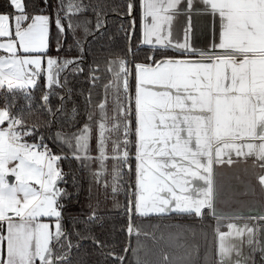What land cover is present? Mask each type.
Listing matches in <instances>:
<instances>
[{
	"label": "snow or ice",
	"instance_id": "6c2138e0",
	"mask_svg": "<svg viewBox=\"0 0 264 264\" xmlns=\"http://www.w3.org/2000/svg\"><path fill=\"white\" fill-rule=\"evenodd\" d=\"M202 3L219 17L221 26L219 43L211 52L192 46L191 23L184 30L183 41L173 42L171 21L181 0H141L142 43L153 50L175 49L185 58L156 59L150 55V63L131 67L124 58L109 62L116 108L109 118L105 104L98 106L95 159L100 162V170L94 175L99 181L106 171L105 161H116L112 185L115 193L126 172H134L135 198L129 201V212L142 217L173 212L202 216L206 208L214 211L209 177L213 163L221 162L223 149L234 150L238 156L254 151L264 161V0ZM9 4L13 14L0 13V38H8L0 42V51L9 54L0 55V89L21 93L30 113L31 89L41 75L51 89L53 85L63 87L60 73L69 65H75L73 72L84 69L79 58L60 62L48 54L49 16L30 14L25 0H9ZM187 7H192V0H187ZM81 10L80 5L70 6L64 22L57 14V31L64 33L66 27L74 31L78 25L68 13ZM128 10L130 15L134 11L132 0ZM100 27L96 25L97 30ZM217 47L219 52L215 51ZM192 55L199 59L189 58ZM130 77L134 80L131 87ZM59 100L60 107L54 112L49 94H44L41 107L55 117L64 111L65 97ZM12 107L6 103L0 108V264H53V244L62 247L68 240L63 220L71 194L61 186L66 181L60 167L67 156L54 152L46 138L36 133L37 125L29 124L25 108L14 112ZM92 119L90 113L88 120ZM112 131L120 135L112 141L109 157L108 133ZM91 139L88 123L70 135L57 132L53 137L82 162L93 159ZM226 162H232L231 155ZM197 179L204 180L208 187L201 190L193 183ZM259 179L264 184V174ZM88 220L95 221V214ZM227 228L229 232L218 234L219 264H241L231 259L238 246L226 242V238L241 236L243 231L235 224ZM128 232L134 233L131 224ZM135 234L140 233L135 230ZM248 243L252 244L251 238ZM72 246L68 243L69 248Z\"/></svg>",
	"mask_w": 264,
	"mask_h": 264
},
{
	"label": "trees",
	"instance_id": "16d2710c",
	"mask_svg": "<svg viewBox=\"0 0 264 264\" xmlns=\"http://www.w3.org/2000/svg\"><path fill=\"white\" fill-rule=\"evenodd\" d=\"M135 12L129 14L128 0H25L30 14H42L52 20L49 33L48 54L60 62L66 59L79 58L82 72H73L75 65H69L60 73L63 87L47 86L43 75L37 80L35 88L31 89L32 111H27L25 100L21 93L0 92V108L6 103L11 104L12 111L25 108V118L29 124H36V133L43 135L57 154L67 156L60 161L66 183L62 187L71 194V202L63 220V227L68 233V240L62 247L53 244L56 264H217L215 227L212 220H200L195 215L166 217H142L133 212L134 229L139 231L131 236L129 246L128 227L131 223L129 212V173L123 176L121 187L112 191L113 166L116 161H105L106 171L99 181L94 175L100 170L96 140L98 121L100 119L99 104L104 103L110 118L116 108L114 85L111 84L112 74L108 71L109 62L117 58L129 61V45L133 29L134 36L131 45L133 64L150 63L148 56L156 59L171 57L183 59L175 49L162 51L153 50L151 46L142 43L141 0H133ZM82 6L79 12H69L68 18L78 25L74 31L67 27L64 33H59L55 24L57 14L65 21V13L70 6ZM14 10L9 0H0V13L13 14ZM135 20L133 25L132 21ZM100 24L99 30L96 25ZM191 59H199L192 55ZM114 67V66H113ZM95 69V71H93ZM93 77H96L93 79ZM134 80L132 79V85ZM49 94L52 110L60 107V96L65 97L63 113L57 112L55 117L41 107V97ZM123 102V92L120 93ZM73 109L75 117L73 118ZM92 114L93 119L88 120ZM85 123L92 127L90 141L91 161H80L72 157V150L59 141H53L57 132L70 135L83 128ZM112 123L111 119L108 124ZM110 139L107 152L112 155V141L119 138V133H108ZM31 137L29 140L31 141ZM135 164L133 163V169ZM238 183V181H237ZM131 188L134 198L135 177L132 172ZM241 198L230 197L228 201L239 205ZM96 220L89 221L91 214ZM87 222V223H86ZM203 225V226H201ZM202 227V228H201ZM79 233V235H77ZM91 237V238H89ZM62 240L64 238H61ZM191 239H201L204 259L195 260L199 255L196 245ZM99 241V245L96 243ZM68 243L73 246L68 247ZM78 245V247L76 246ZM58 257H63L58 259ZM119 257H123L121 261ZM207 257V258H206Z\"/></svg>",
	"mask_w": 264,
	"mask_h": 264
},
{
	"label": "crops",
	"instance_id": "0c3cea01",
	"mask_svg": "<svg viewBox=\"0 0 264 264\" xmlns=\"http://www.w3.org/2000/svg\"><path fill=\"white\" fill-rule=\"evenodd\" d=\"M191 23L192 25V36L191 43L192 46L198 51H208L211 52L213 50L214 45H218L221 33V26L219 23V17L213 16L210 11L206 10L205 5H203L202 0H192V7H187V0H181V4L178 6L176 14L173 16L171 21V33L173 42L183 41L184 30L187 25ZM8 38H0V42H7ZM215 51L219 52L220 49L217 47ZM0 55L8 56L9 54L6 52L0 51ZM198 60V59H193ZM44 76V75H43ZM46 79V78H45ZM259 143V141H256ZM50 145V144H49ZM51 146V145H50ZM244 152H248L247 149L243 150ZM229 155H231L232 162L227 163L226 161L229 159ZM214 171L217 173L216 178V193L219 195L216 203V210L225 212V211H242V210H255L258 205L261 207L262 211H264V184L260 183L259 177L264 174V161L259 160L253 151L252 154L248 155H236L234 150L231 149H223L221 155L220 163H213L212 172L209 177L212 194L211 200L213 205V178L215 177ZM11 179V182H14V178ZM238 181V183H237ZM195 185H197L201 190L208 187L205 184L204 180L197 179L193 181ZM131 185V184H130ZM130 185H129V196H130ZM132 189V188H131ZM230 197L241 198V202L239 205H235L234 202L228 201ZM135 198V197H134ZM133 198V199H134ZM170 215L177 216H188L195 214H180V213H166L161 215H150L143 216L146 218L150 217H166ZM200 220H212L213 225L215 227V241H216V261H220L218 246V234L223 232L227 233L230 230L227 228L228 224H235L239 229L243 231L241 236H235L226 238V242L238 246L234 248L232 254V261L240 260L241 264H246L247 257V246L251 245L248 243L249 238V225L241 224L239 220L244 221L252 218H218L212 216V210L204 209V214L202 216H196ZM43 219V218H42ZM45 220H48L44 218ZM221 219V220H220ZM260 220L263 218H259ZM259 219H257L259 221ZM225 221L219 223L217 225V221ZM50 221V220H48ZM51 222V221H50ZM203 226V225H201ZM202 228V227H201ZM135 233V229H134ZM133 233V234H134ZM63 238V237H62ZM263 240H257L256 247V256L261 253V257L263 258L264 251V238ZM189 242L191 244H195L197 248V252L199 255L196 256L195 260H203V249L201 248L202 244H207L208 239L204 243V240L201 239H191ZM239 251V256L236 255V251ZM258 250V251H257ZM261 251V252H260ZM54 254V253H53ZM207 258V257H206Z\"/></svg>",
	"mask_w": 264,
	"mask_h": 264
},
{
	"label": "water",
	"instance_id": "95a60500",
	"mask_svg": "<svg viewBox=\"0 0 264 264\" xmlns=\"http://www.w3.org/2000/svg\"><path fill=\"white\" fill-rule=\"evenodd\" d=\"M129 1V0H128ZM132 3L134 5V11L132 12V17L134 15L135 12V3L132 0ZM134 29L132 32V36L130 39V45H129V52H130V56H131V60H130V67L133 65V59H132V50H131V45H132V40H133V36H134ZM129 85L130 87L132 86V78H129ZM214 175L215 177L213 178V209L212 210V216L213 217H218V218H234V217H238V218H252V219H247L244 221L239 220V222L241 224H247V226L249 225L248 231L249 229L251 230V233H249V236L251 237L252 240V244L247 246V257H246V264H255V257H256V247H257V240H263L262 238H264V211H262L261 207L258 205V207L255 208V210H242V211H219L216 210V203H217V199L219 198V195L216 193V178H217V173L216 171H214ZM132 181V173H129V185L131 184ZM11 182V179H10ZM130 200H133V193H132V189H131V185H130ZM259 218H263V219H259ZM259 219V221L257 220ZM221 220V219H220ZM217 221V225H219V223L221 222H225V221ZM133 228H134V223H133V212H131V223H130ZM133 234H130L129 237V246H128V250L130 249V240H131V236ZM264 255V254H263ZM264 258V256H263ZM57 263V259L55 258L54 254H53V264ZM217 264H219V260H217Z\"/></svg>",
	"mask_w": 264,
	"mask_h": 264
},
{
	"label": "flooded vegetation",
	"instance_id": "af4514ba",
	"mask_svg": "<svg viewBox=\"0 0 264 264\" xmlns=\"http://www.w3.org/2000/svg\"><path fill=\"white\" fill-rule=\"evenodd\" d=\"M258 251V250H257ZM261 252V251H260ZM255 264H264V260L261 257V253L259 254V256L257 255L255 257Z\"/></svg>",
	"mask_w": 264,
	"mask_h": 264
},
{
	"label": "rangeland",
	"instance_id": "374dc122",
	"mask_svg": "<svg viewBox=\"0 0 264 264\" xmlns=\"http://www.w3.org/2000/svg\"><path fill=\"white\" fill-rule=\"evenodd\" d=\"M131 16H132V14H131ZM3 89H0V92L2 91ZM44 219V218H43ZM45 220V219H44ZM45 222H50V221H48V220H45ZM51 223V222H50Z\"/></svg>",
	"mask_w": 264,
	"mask_h": 264
},
{
	"label": "built area",
	"instance_id": "2783aa9c",
	"mask_svg": "<svg viewBox=\"0 0 264 264\" xmlns=\"http://www.w3.org/2000/svg\"><path fill=\"white\" fill-rule=\"evenodd\" d=\"M50 146V145H49ZM51 147V146H50Z\"/></svg>",
	"mask_w": 264,
	"mask_h": 264
}]
</instances>
